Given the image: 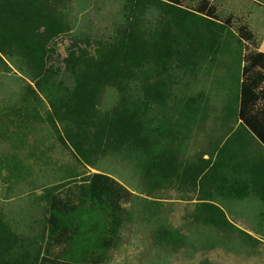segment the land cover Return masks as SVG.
I'll return each mask as SVG.
<instances>
[{"label":"rangeland","instance_id":"obj_1","mask_svg":"<svg viewBox=\"0 0 264 264\" xmlns=\"http://www.w3.org/2000/svg\"><path fill=\"white\" fill-rule=\"evenodd\" d=\"M210 1L218 16L207 22L215 38L195 42L199 29L207 26L205 17H190L189 54L174 66L158 62L147 74L164 85V100L149 113L153 125L162 128L161 145L179 168L210 157L209 168L218 164L217 174L196 184L151 180L146 157L133 148L110 153L96 166L85 165L58 141L45 120L46 102L38 105L37 121L20 126L27 110L23 92L31 81L17 60H6L8 66L0 70V215L22 242L0 258L1 264H264V196L246 172V164L264 156L258 155L254 139L228 141L241 122L242 68L249 50L239 27L246 25L261 46L264 0ZM186 6L195 10L196 0H187ZM131 10L129 0H68L63 12L71 30L59 40V54L67 55L72 37L110 39L129 22ZM142 20L149 29L169 30L182 48L186 32L164 2L149 0ZM120 97L116 88H106L100 110L112 111ZM96 173L112 176L133 193L120 224L109 211L91 208L78 188L84 177ZM68 182L60 188L62 196L74 191L72 199L81 207L73 216L61 217L74 228L71 239L52 247L47 189ZM206 206L222 211L220 225L206 221Z\"/></svg>","mask_w":264,"mask_h":264},{"label":"trees","instance_id":"obj_2","mask_svg":"<svg viewBox=\"0 0 264 264\" xmlns=\"http://www.w3.org/2000/svg\"><path fill=\"white\" fill-rule=\"evenodd\" d=\"M67 1L0 0V70L8 66L6 60H17L31 81L23 92V105L27 110L22 113L20 126H27L29 120L37 121L41 117L38 105L46 102L49 108L45 120L58 141L85 165L96 166L110 153L133 148L146 157L145 170L153 181H193L196 184L205 176L217 174L218 164L209 168L211 157L181 170L172 152L161 145L162 128L153 125L149 112L152 106L164 100L165 88L155 76H147L158 62L174 66L189 54L185 49L192 45L190 17L191 21L197 15L205 17L208 28L199 29L195 42L215 38V32L208 25L218 19L211 1L196 0L194 10L186 6L187 0H156L176 11L178 24L186 32L182 48L171 39L169 30L146 27L142 17L149 0H129L132 9L129 22L120 26L113 37L94 41L86 36L72 37L66 48L67 55L62 58L59 40L71 30L63 12ZM239 33L249 50L242 68L241 122L228 141L254 139L264 148V52L260 51V44H256L255 35L246 25L239 27ZM150 77L152 81L147 83ZM136 81L141 83L133 88ZM109 87L116 88L121 97L112 111L103 113L99 105L102 93ZM246 167L254 189L264 196V159ZM82 181L78 188L82 196L89 199L91 208L106 214L109 211L120 224L124 205L130 202L133 193L105 173L88 175ZM71 182L47 189L50 208L47 224L51 230L48 242L52 247L64 245L73 236L74 228L61 222V217H71L81 207L72 199L74 191L68 190L66 196H62L60 188H67ZM206 207H209L206 221L220 225L224 220L222 211L215 210L214 206ZM20 240L0 215V258L13 253L21 244Z\"/></svg>","mask_w":264,"mask_h":264},{"label":"crops","instance_id":"obj_3","mask_svg":"<svg viewBox=\"0 0 264 264\" xmlns=\"http://www.w3.org/2000/svg\"><path fill=\"white\" fill-rule=\"evenodd\" d=\"M260 50H261L262 52H264V37H263V39H262V41H261ZM260 106H262V104H260ZM244 143H245V141H242V142L239 143V145L242 147ZM254 146H257V149H258V155H259L260 157H263V156H264V148L262 147V145H260L258 142L255 141ZM262 159H264V158H262ZM262 159H260V160H262ZM225 212H226L227 214L230 213L229 210H225Z\"/></svg>","mask_w":264,"mask_h":264}]
</instances>
